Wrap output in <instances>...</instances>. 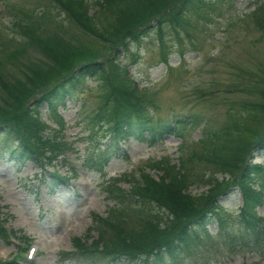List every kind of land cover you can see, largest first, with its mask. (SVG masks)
Instances as JSON below:
<instances>
[{
  "label": "trees",
  "instance_id": "obj_1",
  "mask_svg": "<svg viewBox=\"0 0 264 264\" xmlns=\"http://www.w3.org/2000/svg\"><path fill=\"white\" fill-rule=\"evenodd\" d=\"M34 1L41 14L8 6L23 13L24 22L15 19L10 26L25 39L13 45L9 37L0 35V153L5 150L20 167L30 162L41 169L52 164L53 155H65L67 143L61 137L65 121L57 108L84 92L88 79L96 82L99 92V104L86 118L89 133L100 130L106 139L103 148L96 143L89 146L91 151L84 157L89 170H101L114 156L124 157V147L131 141L152 144L175 135L183 142L182 130L200 123L198 114L156 120L122 60H103L100 51L75 46L63 35L78 26L99 36L105 49L114 50V58L130 49V57H138L150 32L165 44L166 30L178 33L189 28L191 16H201L210 0H93L98 6L93 14L88 0ZM256 1L257 23L264 31V1ZM49 5L64 13L69 26L61 22L55 31L49 29L46 21L53 20ZM30 46L40 56L29 58ZM163 61L168 62V56ZM259 94L263 100L250 109L259 113L263 126L249 144L230 139L223 127L205 126L198 140L203 148L191 149L165 168L164 180L140 170V183L132 180L135 174L126 178L133 182L129 190L123 191L117 184L109 186L115 204L106 215L93 213L88 229V233L96 231L97 240L87 246L75 237L71 256L78 255L91 264H168L208 239L212 224L218 235L227 236L233 215L237 236H231V241L236 239L241 246L247 242L254 247L264 245V218L257 212L264 201V158L255 160V152L264 156V88ZM82 104L78 113L84 111ZM43 105L47 108L45 119ZM196 164L204 166L199 173L193 171ZM44 171L42 179L51 191L69 180L68 173ZM191 184L208 187L192 194L188 191ZM232 189L242 198L235 214L219 203ZM131 215H135L134 221ZM10 234L0 222V238L8 242ZM24 237L21 239L28 242ZM24 250L17 247L16 256L24 259ZM19 258L0 260V264H19Z\"/></svg>",
  "mask_w": 264,
  "mask_h": 264
},
{
  "label": "rangeland",
  "instance_id": "obj_2",
  "mask_svg": "<svg viewBox=\"0 0 264 264\" xmlns=\"http://www.w3.org/2000/svg\"><path fill=\"white\" fill-rule=\"evenodd\" d=\"M88 2L89 12L93 14L98 6L93 0ZM256 4V0H210V7L204 8L201 16H191L193 24L189 28L178 33L166 30L165 44L150 32L138 50V57H130V49L114 58V50L105 49L99 36L78 26L64 33L75 46L100 51L99 58L103 60L116 63L122 60L129 65L128 71L138 82L141 94L147 97L144 96L145 104L154 111L156 120L166 121L186 114H198L201 119L195 127L187 125L182 130L183 142L175 135L165 136L162 142L155 144L133 141L128 158L114 156L101 170L81 168L85 155L91 151L89 146L96 143L103 148L106 143L100 130L89 133L86 118L98 106L99 92L96 82L88 79L84 92L80 91L74 100L58 108L66 122L61 137L67 149L65 155H53L52 164L44 168L63 175L70 174L68 169H75L77 176L51 191L42 179L44 169L30 162L20 167L5 150L0 153L1 221L20 241L25 236L27 241L39 245L35 257L30 261L26 254L25 259H20L22 264H91L69 252L74 250L75 237L82 238L87 246L97 240L96 231L88 233V229L93 213L106 215L115 204L107 188L117 184L123 191L129 190L133 182L126 178L135 174L132 180L140 183V170H146L157 180L163 179L164 169L177 163L181 155L203 148L198 140L205 126L223 127L230 139L240 140L241 144L251 142L252 136L263 126L259 113L250 109L254 102L263 100L259 90L264 88V31L257 23ZM8 6L41 14L40 5L34 0H0V35L9 37L15 45L25 36L10 25L20 18L23 23L24 16ZM50 8L53 20L46 23L51 31L61 22L69 26L62 11ZM27 52L29 58L40 56L33 46L28 47ZM166 56L167 64L163 61ZM81 104L84 111L78 113ZM46 109L45 105L41 107L43 119ZM255 155L256 161L264 158L262 153L255 152ZM166 158L169 162L162 163ZM203 167L196 164L193 171L199 173ZM207 187L191 184L188 191L200 193ZM219 201L232 214L237 213L242 202L237 189L221 196ZM257 212L264 217V203ZM134 218L135 215H131V220ZM236 221L233 215L228 237L227 233L218 235L216 225H210L211 235L206 242L199 243L179 261L168 264H264V245L254 247L247 242L241 246L236 239L231 241V236H237ZM17 246L18 242L9 243L1 237L0 260L15 258Z\"/></svg>",
  "mask_w": 264,
  "mask_h": 264
}]
</instances>
